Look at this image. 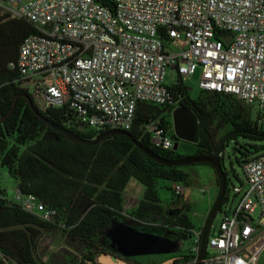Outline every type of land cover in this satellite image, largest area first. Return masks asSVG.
<instances>
[{
    "label": "built area",
    "instance_id": "built-area-1",
    "mask_svg": "<svg viewBox=\"0 0 264 264\" xmlns=\"http://www.w3.org/2000/svg\"><path fill=\"white\" fill-rule=\"evenodd\" d=\"M111 1L112 10L95 0H0L1 15L36 30L9 69L18 72L40 114L63 109L65 129L79 133L129 131L140 103L180 107L165 84L169 71L184 84L198 70L201 90L231 94L264 114V0ZM175 40L182 51L171 50ZM144 132L155 148L174 149L176 140L158 120ZM244 173L242 186L232 187L237 205L220 207V227L211 229L203 264H258L264 252V153ZM184 189L173 183L175 196ZM143 194L132 179L123 193L128 222ZM10 197L45 222L57 220L56 210L19 187ZM190 232L183 254L191 259L180 264H197L203 225Z\"/></svg>",
    "mask_w": 264,
    "mask_h": 264
},
{
    "label": "trees",
    "instance_id": "trees-1",
    "mask_svg": "<svg viewBox=\"0 0 264 264\" xmlns=\"http://www.w3.org/2000/svg\"><path fill=\"white\" fill-rule=\"evenodd\" d=\"M95 1L111 10L114 8L111 0ZM34 34L36 30L28 23L0 15V119L11 110L18 97L15 110L0 124V167L8 170L23 194L35 195L59 215L54 224L45 222L25 212L11 200L9 192L0 189V264H42L37 257V244L44 234L55 231H61L84 246L80 264H97L98 256L104 252L99 243L102 234L113 222L127 221L122 215L123 193L132 179L144 187L139 206L128 213L132 222L149 224L148 220L162 219L172 223L173 228L179 227L175 232L182 245L187 243L194 228L188 215L192 206L184 202L181 209L165 210L158 194L160 181L189 186V174L184 170L187 166L162 165L125 136L106 137L95 146L76 144L34 114L31 96L20 88L18 72L9 69L11 63L17 62L24 40ZM171 91L177 105L189 108L197 117L201 138L192 155L182 150L155 148L144 126L158 120L176 140L171 117L174 107L140 103L133 127L128 132L155 155L170 161L193 155L212 156L222 141L215 143L211 132L217 118L229 126L224 136L229 135V138L221 149L222 161L229 143L234 144L235 162L243 170L250 160L264 153V114L260 113L263 118L259 115L252 120L240 102L226 93L202 90L200 97L193 100L190 90L180 79ZM42 115L65 128L63 109ZM68 131L82 139L93 140L109 130ZM201 165L213 169L210 164ZM225 175L227 181L226 172ZM228 191L227 182L223 204L228 200ZM182 199V195H174L171 204L179 206ZM173 258L180 264L191 256L182 253Z\"/></svg>",
    "mask_w": 264,
    "mask_h": 264
},
{
    "label": "water",
    "instance_id": "water-1",
    "mask_svg": "<svg viewBox=\"0 0 264 264\" xmlns=\"http://www.w3.org/2000/svg\"><path fill=\"white\" fill-rule=\"evenodd\" d=\"M18 97L13 101L11 110L0 119L2 124L15 110ZM34 114L50 128L64 135L68 140L85 146H95L106 137L125 136L129 137L134 144L144 152L150 159L166 166H190L198 164H210L215 172L218 192L213 205L203 224V233L200 249L197 253V264H203L201 261L205 258L207 252L208 240L214 220L219 213L220 207L226 196L227 181L225 175L224 163L220 159L221 149L229 135L224 137L212 156H189L179 160H166L152 151L142 146L134 140L128 131L112 130L99 135L93 140L82 139L67 129L60 127L48 121L40 114L33 105H31ZM173 123V132L176 138L174 151L182 150L193 154L194 146L201 138L199 122L194 113L186 107H177L171 114ZM12 191H9V196ZM100 245L110 253H101L100 259L104 264H131L128 259L145 256H171L178 255L181 252V240L177 233L166 231L164 228L143 224L139 222H113L108 231L102 234ZM114 254V255H113Z\"/></svg>",
    "mask_w": 264,
    "mask_h": 264
},
{
    "label": "rangeland",
    "instance_id": "rangeland-1",
    "mask_svg": "<svg viewBox=\"0 0 264 264\" xmlns=\"http://www.w3.org/2000/svg\"><path fill=\"white\" fill-rule=\"evenodd\" d=\"M170 48L172 51H176V52L182 51L184 49V44L179 40H175L171 42ZM199 75H200V71L198 70L194 76H192L191 78L187 79L184 82V85L190 90V97L193 100H197L202 94V90L200 89L199 86ZM176 82H177L176 75L173 72L169 71L165 78V84L170 87L175 85ZM239 104L245 109L246 115L250 114L252 120H256V118H258V116L260 115V112H258L256 108H250L242 103ZM260 116L261 118H263L262 115ZM228 130H229V126L227 125V123L224 120L217 118L214 125L211 127V132L215 143H219L220 140H222V138L226 135ZM233 148H234V144L229 143L223 151L224 153L223 163H224L225 172L227 173V182L229 189L227 193L228 208L236 206L239 200L238 197H235L232 187L242 186L245 180L244 170L235 162ZM184 170L189 174V186L184 185L185 189L183 193H184V197L186 199H189L192 203V209L190 210V212H188V215L191 218L194 226H202L205 222V219L208 215L211 206L213 205L217 197L216 186L213 183V169L209 166L198 164V165H191L184 167ZM15 187L16 184L14 180L11 178L8 170L5 167H0V189L2 191L9 192L14 190ZM172 188H173V183L166 181L159 182L158 194L163 202L162 205L165 208V210H172L177 208L181 209L182 204L184 203V200L182 199L181 200L182 202L180 201L179 206H175L174 204H171V201L174 198ZM259 216H260V212L257 211L255 214L252 215V219L258 220ZM221 220H222V216L220 214H217L212 226V230L218 231ZM148 221L150 222L149 223L150 225H155L162 228L174 227L172 223H165L164 220L162 219H157L156 221L153 220H148ZM120 222H128V221H120ZM63 236L65 235L64 233L61 232V237ZM56 243H57L56 245L59 246V244L61 243V239L59 241H56ZM187 247L188 244L184 243L182 245L181 252L179 254L184 253L187 250ZM262 254H263L262 259L261 257L259 259V261H261L260 264H264V252ZM82 255L72 254L69 264H80L82 260ZM137 261L139 262V264H178L175 261H173L172 258L170 259L169 257L166 256H145L139 258ZM5 264L8 263L5 262Z\"/></svg>",
    "mask_w": 264,
    "mask_h": 264
},
{
    "label": "crops",
    "instance_id": "crops-1",
    "mask_svg": "<svg viewBox=\"0 0 264 264\" xmlns=\"http://www.w3.org/2000/svg\"><path fill=\"white\" fill-rule=\"evenodd\" d=\"M213 183L216 186V193H217L218 186L214 171H213ZM182 196L184 202L192 206L191 201L184 197V193L182 194ZM60 239H61V243L59 244V246H57L56 241H59ZM66 242H68V244ZM84 252H85V248L83 245H81L79 242L71 240L66 236L61 237L60 231L44 234L43 237L38 242L36 248L37 257L42 264H69L72 254L82 255L84 254ZM100 255L97 258V264H104L100 259ZM262 256L263 254L261 255V259ZM260 262L261 261H259L258 264H260Z\"/></svg>",
    "mask_w": 264,
    "mask_h": 264
},
{
    "label": "flooded vegetation",
    "instance_id": "flooded-vegetation-1",
    "mask_svg": "<svg viewBox=\"0 0 264 264\" xmlns=\"http://www.w3.org/2000/svg\"><path fill=\"white\" fill-rule=\"evenodd\" d=\"M190 155H192V154H190ZM166 230V229H165ZM166 231H171V232H175L174 230H166ZM176 233V232H175ZM181 244H182V242H181ZM181 248H182V246H181ZM104 249V252L103 253H105V254H107V253H110V254H112L111 252H109L108 250H106L105 248H103ZM114 255V254H113ZM174 256H177V255H171V256H166V257H169L170 259L172 258V260L173 261H177V259L176 258H173ZM139 258H141V257H136V258H130V259H128V261L131 263V264H139V262L137 261Z\"/></svg>",
    "mask_w": 264,
    "mask_h": 264
},
{
    "label": "snow or ice",
    "instance_id": "snow-or-ice-1",
    "mask_svg": "<svg viewBox=\"0 0 264 264\" xmlns=\"http://www.w3.org/2000/svg\"><path fill=\"white\" fill-rule=\"evenodd\" d=\"M209 55H212V53H209Z\"/></svg>",
    "mask_w": 264,
    "mask_h": 264
},
{
    "label": "bare ground",
    "instance_id": "bare-ground-1",
    "mask_svg": "<svg viewBox=\"0 0 264 264\" xmlns=\"http://www.w3.org/2000/svg\"><path fill=\"white\" fill-rule=\"evenodd\" d=\"M68 244V243H67ZM77 249H78V247H77ZM80 249V248H79Z\"/></svg>",
    "mask_w": 264,
    "mask_h": 264
}]
</instances>
